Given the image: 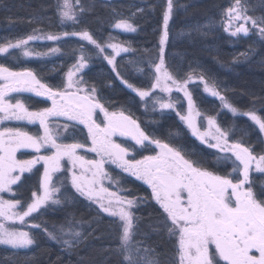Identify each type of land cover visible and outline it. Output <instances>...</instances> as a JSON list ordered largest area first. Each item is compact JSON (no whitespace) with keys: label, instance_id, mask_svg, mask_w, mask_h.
Here are the masks:
<instances>
[{"label":"snow or ice","instance_id":"1","mask_svg":"<svg viewBox=\"0 0 264 264\" xmlns=\"http://www.w3.org/2000/svg\"><path fill=\"white\" fill-rule=\"evenodd\" d=\"M177 7L186 6L178 5L176 0H166L158 62L147 60L151 70L148 74L151 81L149 87L137 86L124 78L117 57L136 50L130 43L119 41L111 32L106 38L98 39L87 28L59 33L34 28L32 34L0 43V54H5V58L11 56L16 62L20 57H41L61 52L58 46L50 47L43 53L34 52L29 47L30 41L60 42L65 37H78L94 50L90 51L84 43L73 50V54L78 53V56L59 86L43 83L30 68L14 70L0 63V124L4 121L39 122L43 129V135H33L21 127L0 128V194L12 193L15 196L13 185L22 181L24 173H31L36 165L43 164L39 187L31 192L29 201L5 199L0 195V245L27 249L38 243V234L41 233L64 250L75 249L86 241L88 237L82 229L85 223L91 227V221L85 222L74 216L66 217L59 223L47 220L37 222L35 218L42 216L41 210L49 204L59 206L63 199H74H62L61 196L62 189L70 185L75 194L96 205L98 215L103 213L113 218L110 224L113 226L111 235L115 247L108 250L120 257V264H161L160 253L147 246L144 240L135 239L137 235L147 238L148 234L138 232L142 217L137 216L134 209L149 201L159 206L158 225L152 227V231H163L174 240L172 264H264V185L259 191L254 190V181L250 180L251 171L264 174V148L256 152L251 144L246 146L242 139L231 140L230 134L237 127L235 122L222 127L217 120L219 112L216 115L201 112L188 85L198 80L203 85V91L219 101L220 110L226 109L233 117H247L261 136H264V116L258 114L255 106L247 110L234 106L225 94L227 89L222 90L220 82L204 72L193 70L184 79H177L167 69L165 45L170 35L169 23ZM257 9L259 15L256 14ZM85 11L81 0H57L55 6V15L61 26L79 24ZM128 11L126 16L112 8L113 22L109 27L125 33L136 32L138 26L134 20L145 9L133 4ZM217 24L231 37L255 35L259 42H264V0H257L255 4L250 0H230L228 6L222 9L218 21L210 18L208 23L197 25L189 32L182 31L179 35H191L195 31L207 36ZM10 50H19V56ZM144 51L148 52L147 49ZM254 51L250 45L248 51L233 57V63L241 57L248 60L249 52ZM94 57L111 66L115 79L139 97L146 112L150 104L152 111L158 106L162 115L163 110H175L193 137L207 148L216 150L211 154L216 168L231 163V171L220 174L207 166L209 161L206 158H193V153L183 145L150 135L141 127L139 118H134L131 112L126 114L123 108L109 111L101 102L95 84L89 85L82 75ZM142 62L129 60L128 64L134 72L143 75L145 70L139 66ZM157 90L167 94L168 98L156 95ZM173 90L183 94L187 102L186 110H177L179 101L172 99ZM12 93H34L37 97L50 100L51 107L30 111L19 98H15L13 103L9 98ZM100 114L103 119L97 122ZM58 117L75 122L73 127L83 125L87 130L85 142H57L49 121ZM63 127L67 130L69 124L65 123ZM242 131L248 134L246 126ZM171 135L169 133L170 139ZM180 135V132L176 133V136ZM117 136L128 138L134 144L124 146L113 139ZM87 141H90V146H87ZM258 141L264 145V139L258 137ZM149 146H154L153 154H141L140 158H136L137 152ZM85 148L97 158L88 159L79 154L78 150ZM22 149H32L38 155L20 159L17 153ZM41 149L53 151L49 155H39ZM105 165H115L122 173L142 181L151 189L150 195H136L131 189L121 187L120 180H113ZM61 172L66 173L63 179L54 181L55 174ZM105 180L110 185L114 184L116 189L106 187Z\"/></svg>","mask_w":264,"mask_h":264},{"label":"trees","instance_id":"2","mask_svg":"<svg viewBox=\"0 0 264 264\" xmlns=\"http://www.w3.org/2000/svg\"><path fill=\"white\" fill-rule=\"evenodd\" d=\"M229 2L230 0H176L178 5L186 7H177L170 20V35L164 52L165 64L177 79H184L186 74L193 70L196 73L204 72L206 76L214 77L220 82L222 90L227 89L225 94L234 106L242 110L255 106L259 110L258 114L264 116V42H259L255 35L231 37L219 24L207 36L195 31H192L191 35H179L182 31L189 32L197 25L202 26L208 23L210 18L218 21L222 9L226 8ZM250 2L255 4L257 0H250ZM81 3L86 11L80 17L79 24L73 26L68 23L61 26L55 15L57 0H0V43L32 34L34 28H39L42 32L55 33L87 28L98 39L106 38L111 32L119 41L130 43L136 50L117 58L124 78L137 86L149 87L151 81L148 79V74L151 70L147 60L154 59L158 62L162 12L166 0H81ZM133 4L145 9L144 13H138L134 20L138 26L137 31L125 33L111 29L109 27V24L113 22L111 9L116 8L127 16L129 6ZM89 8L91 11H87ZM132 10L134 11L135 8ZM256 14H260L259 9ZM80 43L84 42L66 38L53 45L61 48V52L53 57L30 60L20 58L19 62H16L11 56L7 58L4 56L0 57V63L14 70L30 68L36 72L43 83L59 86L64 80V74L78 56V53L73 54V50ZM84 44L90 51H94L92 46ZM250 45L255 49L254 52H249L250 58L245 60L241 57L238 62L233 63V57L248 51ZM41 48L42 45L34 46L37 52H45L46 48ZM146 49L147 53L144 51ZM12 53L19 56L17 51ZM129 60H143L139 66L144 68V74L134 72L128 64ZM82 75L89 85L95 84L101 102L105 103L109 111H120L123 108L126 114L131 112L134 118L138 117L141 127L150 135L173 144L183 145L186 150L193 153V158H206L209 161L207 166L219 171L220 174L231 171V163L216 168L211 156L214 152L192 138L174 113L163 112L162 115L161 112L152 111L151 104L146 112L140 99L118 79H115L114 73L104 60L94 57ZM190 90L201 112H207L209 115H216L219 112L217 120L222 127H228L230 123L235 122L237 127L230 134L231 140L242 139L246 146L251 144L254 151H261L263 145L258 141V137L262 139V136L248 118L233 117L227 111L220 110V104L205 96L199 85L190 87ZM20 99L30 110L42 109L47 104L42 99L29 96H22ZM245 126L247 135L242 131ZM72 129L68 132L66 141L84 143L86 138L84 131L80 128ZM177 132L181 135L176 136ZM169 133L172 134L171 139ZM142 154L153 153L148 148ZM64 176L60 174L56 182ZM113 176L116 180H120L121 187L131 189L134 194L150 195L149 189L137 181L121 174H113ZM39 177V168L25 175L14 188L16 199L29 201L31 192L38 188ZM250 180L254 181V190L259 191L260 186L264 185V174H252ZM61 196L62 199L64 197H74V199L71 201L63 199L61 205L41 210L43 215L35 217L37 222L47 220L59 223L71 216L85 222L91 221V227L85 223L82 229L88 237L87 240L75 249L64 250L61 245L48 240L41 233L38 234V243L28 249L14 250L0 246V264H120V257L108 250L115 247V241L111 235L113 226L110 224L113 218L103 213L98 215L97 208L75 194L70 185L62 189ZM134 211L137 216L142 217L138 232L148 234L147 238L137 235L135 239L144 240L147 246L160 253L161 264H172L175 253L174 240L169 239L163 231L159 233L152 231V227L158 225L159 207L153 201H149ZM32 231L36 233V230Z\"/></svg>","mask_w":264,"mask_h":264},{"label":"rangeland","instance_id":"3","mask_svg":"<svg viewBox=\"0 0 264 264\" xmlns=\"http://www.w3.org/2000/svg\"><path fill=\"white\" fill-rule=\"evenodd\" d=\"M102 1H110V0H102ZM114 30V29H113ZM117 31H120V30H117ZM162 31V30H161ZM122 32V31H120ZM66 38H71V39H78V37H65L63 39H66ZM84 43L87 44V42L85 41H82ZM57 43L56 41H47V40H38V41H30L29 42V47L31 50H33L34 52H37L35 49H34V46L35 45H42V48H46L45 52L48 50V48L50 47H54L53 45ZM41 48V49H42ZM13 51H17L18 54H19V50H10V52H13ZM108 52H111V49H108ZM39 53V52H37ZM41 53V52H40ZM43 53V52H42ZM55 55V54H54ZM54 55H47V56H41V57H37V56H33V57H30V58H24V57H20L22 58L23 60H30V59H38V58H50V57H53ZM121 55H124V53H122ZM5 54H0V57H4ZM118 58V57H117ZM106 63V65L111 69V66H109L107 64L106 61H104ZM88 68V67H87ZM85 68L83 70V73L86 71ZM68 71V70H67ZM82 73V74H83ZM194 85H199V87L201 88V91L202 93L207 96L208 98H211V99H214L216 100L218 103L219 101L215 98V97H211L210 95H208L207 93H205L203 91V85L200 84V82L198 80L192 82V83H189L188 87H189V90H190V87L194 86ZM125 86V85H124ZM126 87V86H125ZM127 88V87H126ZM128 89V88H127ZM129 90V89H128ZM131 91V90H129ZM191 91V90H190ZM133 93V92H132ZM134 95H136L135 93H133ZM156 95L160 96V97H163L165 99L168 98V95L165 94V93H161L159 92V90H157L156 92ZM22 96H29V97H32L34 99H42L44 100L47 104H46V107H51V101L50 100H47L45 97H37L35 96L34 93H12L10 94V99H12V102L15 103V98H21ZM138 97V96H137ZM171 97L174 101H179V103H177V110H186L187 108V102L186 100H184L183 98V94L182 93H179V92H176L175 90H173L172 94H171ZM139 98V97H138ZM220 104V103H219ZM30 110V109H29ZM30 111H35V110H30ZM156 112H161V110L158 108L157 106V109L155 110ZM224 111H227L226 109ZM163 112H172L176 115V111L175 110H171V109H168V110H163ZM228 112V111H227ZM230 113V112H228ZM231 114V113H230ZM177 117V115H176ZM247 118V117H246ZM103 119V115L100 114L99 117H98V121L97 122H100L101 120ZM178 121L182 124V126L188 131V133L191 135L190 131L186 128V126L179 120V118L177 117ZM65 123H68L69 124V128L67 130L64 129L63 125ZM75 124V122H68L66 121L65 118L63 117H58V118H50V121H49V126L50 128L52 129V132L53 134L56 136L57 138V142H63V143H72V142H68L66 141V138H67V134L68 132H71L72 128H80L84 131L85 133V136H87V130L83 127V125H75V127H73L72 125ZM3 127H21L23 130L25 131H28L30 134H33V135H43V129L40 128L39 126V122H36L34 124H29L27 121H4L3 124H0V128H3ZM205 127H206V123H205ZM72 129V130H71ZM258 129V128H257ZM203 130V129H202ZM75 131V130H74ZM192 138L196 139L195 137H193L191 135ZM114 140H116V142L118 143H123L124 146H130L132 144H134L133 141H130L128 138H124V137H113ZM262 139H264V136H262ZM197 140V139H196ZM199 143L200 141L197 140ZM201 144V143H200ZM203 145V144H202ZM87 146H90V141H87ZM206 147V145H203ZM139 146H137L138 148ZM149 148L152 150V148H154V146H149ZM207 148V147H206ZM263 148H264V145H263ZM209 149V148H208ZM211 151L215 152L216 150L215 149H210ZM51 151H53L52 149H41V152L39 153V155H49L51 154ZM146 150H142V152H137L136 153V158H140V155ZM79 154L81 155H85L86 158L88 159H93V158H97L95 156L94 153H90V152H87L86 148L85 149H80L78 150ZM34 155H38L37 153H35L32 149H22L20 150V152L17 153V157L20 158V159H30L32 158V156ZM234 159V157H233ZM66 163V162H65ZM36 168H39L40 169V177H39V180L42 176V173H43V164L41 162V164H38L35 166V168L32 170V172L36 169ZM105 168L107 171H109L113 177V180H116L113 176V174H121V175H125L135 181H137L138 183L142 184L143 186H145L146 188L149 189L150 193H151V189L146 185L144 184L142 181H138L136 180L134 177H131L129 176L127 173H122L119 169H116L115 165H105ZM27 174H30V173H24L23 177ZM60 174H63V175H66V173H56L55 176H54V181L57 180V177L60 175ZM252 174H261V173H257L255 171H251L250 172V176ZM22 177V178H23ZM104 185L107 187V186H110L112 188V190H115L116 189V186L114 184L110 185V182L105 180L103 181ZM16 185H13V191H14V188H15ZM38 187H39V184H38ZM2 195L5 199H16V194L15 196L12 195V193H2L0 194ZM82 199H84L83 197H81ZM87 203L91 204L89 201H87L86 199H84ZM154 202V201H153ZM155 203V202H154ZM156 204V203H155ZM93 205L94 207H96V205L94 204H91ZM57 205H51L49 204L48 207H56ZM158 206V205H157ZM159 207V206H158ZM97 208V207H96ZM43 210V209H42ZM106 215V214H104ZM107 216V215H106ZM0 246H3V247H6V248H9L11 249L10 247L8 246H4V245H0ZM32 247V246H30ZM29 247V248H30ZM28 249V248H27ZM14 250H24V249H14ZM253 254L255 255H258V253H255V251H253Z\"/></svg>","mask_w":264,"mask_h":264}]
</instances>
